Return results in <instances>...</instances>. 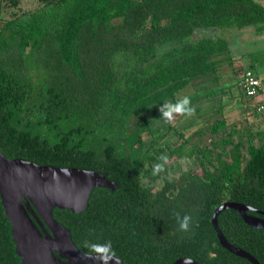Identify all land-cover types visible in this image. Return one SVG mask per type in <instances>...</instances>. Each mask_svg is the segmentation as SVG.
I'll return each instance as SVG.
<instances>
[{"label": "trees", "instance_id": "16d2710c", "mask_svg": "<svg viewBox=\"0 0 264 264\" xmlns=\"http://www.w3.org/2000/svg\"><path fill=\"white\" fill-rule=\"evenodd\" d=\"M248 27L264 30V0H43L1 21L0 151L117 182L113 190L93 188L84 211L52 210L80 251L85 240H110L123 264H172L179 257L248 263L220 245L211 216L225 201L264 210V130L256 133L260 144H248L245 161L243 138L231 129L215 141V156L203 150L199 170L185 169L152 191L141 177L150 180L156 164L164 170L170 159L197 149L182 142L145 169L156 138L142 139L152 130L150 119L140 120L178 100L194 79L217 73L218 58L231 51L224 32ZM192 101L193 114L173 127L181 137L203 121ZM216 107L221 113L222 103ZM225 129L222 117L209 126L212 134ZM175 212L193 217L189 231L179 230ZM217 222L230 243L264 264V228L250 227L232 208ZM20 261L0 198V264Z\"/></svg>", "mask_w": 264, "mask_h": 264}, {"label": "water", "instance_id": "95a60500", "mask_svg": "<svg viewBox=\"0 0 264 264\" xmlns=\"http://www.w3.org/2000/svg\"><path fill=\"white\" fill-rule=\"evenodd\" d=\"M117 186V182L94 170L41 165L9 158L0 151V198L20 264H97L82 258L83 252L73 243L70 231L55 220L52 210L57 207L74 213L84 211L93 188L113 190ZM227 208L238 211L251 226L264 227V219L246 214L252 207L236 201L221 203L211 216L220 245L259 264L250 253L232 245L218 227L217 216ZM181 263L199 264L189 257H179L172 264ZM116 264H123L119 257Z\"/></svg>", "mask_w": 264, "mask_h": 264}, {"label": "rangeland", "instance_id": "374dc122", "mask_svg": "<svg viewBox=\"0 0 264 264\" xmlns=\"http://www.w3.org/2000/svg\"><path fill=\"white\" fill-rule=\"evenodd\" d=\"M42 2L43 0H0V26L1 21L11 17L12 13L33 11L41 6ZM224 34L230 43L231 51L218 58L219 69L217 73L199 76L183 93L178 95V99L187 96L191 101L193 100V104L202 108V118H199V121L203 120L202 123L188 129L181 137L173 127L180 129L183 123L190 118L189 116L175 115L171 122L165 121L161 118L160 106L157 108L155 116L146 114L142 118L140 117L142 121L150 119L149 127L152 130V133L144 132L142 139L148 140L150 137H154L155 142L156 138L157 148L151 151L150 155H153L154 158L147 159L144 165L145 169L155 165L160 155L168 153L170 148L178 146L182 142L185 143L186 148L195 146L197 149L192 156L174 157L167 161L166 168L154 178L149 180L141 177L142 184L152 191L160 189L166 180L177 179L180 172L185 169L199 170L203 150L208 148L215 156L219 152L215 146V141L231 129L237 131L236 136L241 135L243 138L242 154L244 161L248 157L246 151L248 144L252 142L258 145L261 142L256 133L264 130V114L261 116L248 114L238 81L247 70L264 77V30L256 31L254 27L230 28ZM263 94L264 92L258 96L257 100L263 102ZM221 103L220 113L216 106ZM221 117L226 121L225 131L212 134L209 126ZM133 121L136 122V119Z\"/></svg>", "mask_w": 264, "mask_h": 264}, {"label": "clouds", "instance_id": "9594fccd", "mask_svg": "<svg viewBox=\"0 0 264 264\" xmlns=\"http://www.w3.org/2000/svg\"><path fill=\"white\" fill-rule=\"evenodd\" d=\"M159 112L161 118L171 122L175 115L191 116L194 112V108L191 106L190 98L185 96L175 102L165 101L159 108ZM158 159L166 161L167 157L166 155H161ZM162 170V164H156L154 166V174ZM174 215L180 231L187 232L190 230L191 226L194 225L193 217L190 214L185 213L181 215L179 212H175ZM83 248L86 249V251L82 253V258L95 260L97 264H116L118 260L110 240L103 243L85 240L83 241Z\"/></svg>", "mask_w": 264, "mask_h": 264}, {"label": "built area", "instance_id": "2783aa9c", "mask_svg": "<svg viewBox=\"0 0 264 264\" xmlns=\"http://www.w3.org/2000/svg\"><path fill=\"white\" fill-rule=\"evenodd\" d=\"M238 85L244 98L248 101L245 104L249 106L247 108L248 114H264V101L257 100L261 92H264V77H260L252 71L247 70L239 78Z\"/></svg>", "mask_w": 264, "mask_h": 264}, {"label": "flooded vegetation", "instance_id": "af4514ba", "mask_svg": "<svg viewBox=\"0 0 264 264\" xmlns=\"http://www.w3.org/2000/svg\"><path fill=\"white\" fill-rule=\"evenodd\" d=\"M245 204V203H244ZM246 205H248V204H246ZM248 206H250V207H252V209H247L246 210V214H248V215H250V216H253V217H257V218H261V219H264V214L263 213H261V212H264V210H261V209H257V208H255V207H253L252 205H248ZM248 211H254L256 214H252V213H248ZM259 211H261V212H259ZM239 213V212H238ZM240 215V214H239ZM240 217H241V215H240ZM242 218V217H241ZM244 221V220H243ZM245 222V221H244ZM246 223V222H245ZM249 225V224H248ZM250 227H253L254 229L256 228H264V227H255V226H251V225H249ZM232 245H234L235 247H237V248H241V249H243V250H245V251H247L248 253H250L256 260H257V262L259 263V264H261L260 263V261H259V259L255 256V254H252L250 251H248V250H246L244 247H242V246H240V245H235V244H233V243H231ZM231 253H233V252H231ZM234 254V258H239V257H241V256H238L237 254H235V253H233ZM243 258V257H242ZM244 259H246V258H244ZM247 261H248V263L247 264H253L250 260H248V259H246ZM232 261L233 262H236V259H232ZM240 264H242L241 262H240Z\"/></svg>", "mask_w": 264, "mask_h": 264}]
</instances>
